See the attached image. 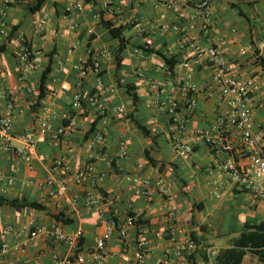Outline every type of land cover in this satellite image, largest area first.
<instances>
[{
  "label": "crops",
  "instance_id": "1",
  "mask_svg": "<svg viewBox=\"0 0 264 264\" xmlns=\"http://www.w3.org/2000/svg\"><path fill=\"white\" fill-rule=\"evenodd\" d=\"M11 1L5 13L10 32L0 37L4 48L0 52V116L9 102L1 92L19 87L12 101L13 134L33 132L36 144L29 164L13 152L0 157V174L14 180L12 186L0 184V198L35 202L45 210L0 206V246L5 243L10 248L0 256V264H54L53 255H89L104 230L102 220L106 217L122 223L133 214L134 219L140 216L145 221L140 233L147 245V264H159L162 253L190 238L191 232L199 238L198 248L221 250L246 223H264V200L235 187L221 170L228 158L245 169L250 160L237 129L228 121L230 107L212 80L210 63L206 57L194 61L196 46L222 52L232 78L252 83L249 101L254 132L264 133V53L258 47L264 40V0H92L90 4L47 0L34 14H29L28 6L36 0ZM74 1L82 3V10L68 14L67 5ZM232 4L239 5L247 19L241 18ZM201 12L207 19L206 32L198 28ZM101 17L114 27H124L121 37L125 47L120 54L115 52L116 40L99 24ZM13 27L17 28L13 31ZM22 46L40 60L35 73L24 72L27 67L18 59ZM156 52L176 60L172 74ZM101 53L105 56L100 57ZM96 58L101 62L99 76L82 77L73 69ZM49 60L45 96L38 101L41 73ZM187 72L192 74L194 91L184 96L180 78ZM76 93L81 97L80 108L74 105ZM94 94L107 99L108 111L94 132L101 134L104 142L89 150L94 137L91 124L100 112L99 104L88 102ZM172 100L178 102L176 117L185 122V130H180L168 113ZM43 109L50 114L52 130L46 134L38 131L37 117ZM220 117L231 144L230 154L212 148L201 137ZM70 121L74 124L68 127ZM58 127H65V132L55 143L52 133ZM120 142L127 149L125 159L116 157ZM177 143L191 144L192 152L181 155L175 149ZM12 144L20 147L17 139ZM81 171L85 176L78 183L75 176ZM49 176L66 184L65 195H49ZM128 178L150 183L161 179L166 189L160 193L152 187L142 194L139 182ZM88 197L95 198L97 205L87 207ZM73 199L74 207L70 204ZM170 205L178 209L171 219L167 215ZM58 213L71 223L61 225L52 217ZM53 226L62 227L70 236L81 231L76 247L68 242L54 243L40 234L22 250H12L27 238L25 233L16 235L23 227ZM129 235L122 244L117 233H112L101 264L133 260L136 229H130ZM215 239L220 241L217 246ZM248 260L257 264L249 257L242 264Z\"/></svg>",
  "mask_w": 264,
  "mask_h": 264
},
{
  "label": "built area",
  "instance_id": "2",
  "mask_svg": "<svg viewBox=\"0 0 264 264\" xmlns=\"http://www.w3.org/2000/svg\"><path fill=\"white\" fill-rule=\"evenodd\" d=\"M149 2L165 3L166 0H144ZM11 0H0V37H7L9 35L10 29L5 21V13L7 8L11 4ZM206 4L203 3L202 7ZM67 12L73 13L75 11L82 10V3L78 1L71 2L67 5ZM201 19L198 25L199 31H207V19L205 15L201 12ZM71 29H75V25L71 20ZM175 31L179 30L178 27L173 28ZM259 51L264 53V40L259 43ZM105 53H101L100 57H104ZM206 57L212 68V80L218 86L220 94L223 100L230 107V112L228 114V121L233 125L239 133V141L242 144L244 150L248 154L250 165L249 168H241L236 165L232 158H228L221 164V170L227 176L229 181L240 189H246L253 192L260 198L264 200V133L254 132V124L252 120V113L249 101V95L252 89V83L250 81L239 82L232 78L230 74V69L228 64L223 58L222 52L215 48H201L196 46L194 48V61H198ZM18 59L22 66L27 67L24 72L29 70L35 73L39 70L40 60L33 58L30 50L27 46H22ZM90 64L80 63L74 65L73 69L76 70L82 77L87 76V74H92L94 76H99L101 73V62L100 58H96L90 61ZM163 67V66H162ZM166 71L169 73L167 67ZM180 80L183 82V86L180 88L181 93L187 96L190 92L194 91V87L190 83L192 80V74L190 72L185 73ZM19 87H13L9 89L8 92H1V96L7 97L8 104L5 107L3 114L0 116V157L6 153L13 152L16 158L22 160L24 163L29 164L31 161V153L35 148V137L33 132H24L19 135L14 136L13 134V120H14V107L12 101L16 98L19 93ZM74 105L77 108L81 107V97L79 93H76L73 97ZM88 102L91 105L99 104L100 112L99 117L105 118L108 111V101L106 98L94 94L88 98ZM178 109V102L176 100L170 101V107L168 113L172 120L178 124L180 130H185V122L179 121L176 117V110ZM38 131L40 134H46L51 132L50 125V114L47 109L42 110L41 116L37 117ZM224 119L220 117L217 121L211 125L210 129L206 132L201 133V137L212 148L221 151L226 154L231 153V144L225 136L224 130L221 128ZM74 124L70 121L68 127ZM65 127H58L52 133V139L57 143L59 136L64 134ZM17 139L20 143V147H14L12 142ZM104 139L101 134H94L92 142L88 145V149L91 150L94 145L101 146ZM191 144L177 143L175 146L176 151L181 155H186L192 152ZM127 149L123 142L119 143L118 152L116 154L117 158L125 159L127 158ZM60 162L57 163L60 166ZM84 171L79 172L75 176V180L79 183L84 179ZM129 179V178H128ZM133 182H139L142 188V194H147L152 187H155L160 193L165 192V185L161 179H156L153 183L148 180H135L129 179ZM48 182L50 183L51 190L49 195L52 198L62 197L68 191L66 184L55 179L53 176L48 177ZM0 184L4 186H12L14 184L13 178H6L0 174ZM139 192V191H138ZM98 201L93 197H88L85 199V205L87 207H92L97 205ZM71 206H76V200L70 201ZM178 211L177 207L170 205L167 207V215L169 219L173 218L175 212ZM181 214H184L182 211ZM102 224L104 230L102 234L95 239V249L89 255L79 254L75 256H65L58 257L53 255L54 264H101L102 258L105 255L106 243L110 240L113 232H116L122 244H125L129 239L130 229H136L137 235L135 236V254L133 260L126 264H147V245L146 241L141 237L140 226H136L131 218H127L124 222H116L112 219H103ZM10 231V230H9ZM26 234L27 238L21 243V247L15 246L12 250H22L28 241H32L37 238L40 234H44L50 241L54 243L68 242L72 247H76L78 239L81 237V231H77L74 235L66 234L62 227L53 226L51 229L45 227H35L34 230H30L29 227H23L20 231L16 233L18 237L22 234ZM196 249V243L188 238L183 242L174 245L172 251H164L162 253V259L159 264H191L188 261L190 254ZM10 250L7 244H1L0 246V256L4 255ZM220 249L215 247H207L203 249L202 257L198 258L195 264H214L215 259L219 253ZM3 264H16L12 261Z\"/></svg>",
  "mask_w": 264,
  "mask_h": 264
},
{
  "label": "trees",
  "instance_id": "3",
  "mask_svg": "<svg viewBox=\"0 0 264 264\" xmlns=\"http://www.w3.org/2000/svg\"><path fill=\"white\" fill-rule=\"evenodd\" d=\"M47 0H36L34 5L28 6V12L29 14H34L38 12L41 7L44 5V3ZM84 3L90 4L92 0H83ZM264 3V2H263ZM232 8H237V14L243 18L247 19L246 14H244L241 11V8L239 5H231ZM65 15L67 13H64ZM99 24L108 31L109 35L113 40H116L117 46L115 48V52L117 54H120L122 50L125 47V41L121 37L122 31L124 27H114L113 24L110 21H105L102 19L99 20ZM17 27H13V31ZM93 39V37H92ZM3 47H0V52L3 50ZM147 52V49H145ZM151 50L148 51L150 54ZM156 54H159L163 58V62L165 66L167 67L170 74L173 73L174 66L176 65V60L174 58H166L164 55H162L159 52H156ZM51 55H49L50 57ZM89 63H91L88 60ZM51 72V60H49L48 65L46 68L42 71L41 77H40V84L38 87V95L37 100L40 101L45 96L46 91V85L48 84V76ZM128 92H130L127 89ZM101 117L94 120L91 124V130L90 134L95 132L96 125L100 122ZM95 134V133H94ZM193 149V147H192ZM149 162H152L151 160ZM8 205L11 207H18V208H30V209H36V210H45L44 207L38 203L35 202H28V201H17V200H8L5 198H0V206ZM52 217L60 222L61 225L70 224L71 221L67 218H64L63 214L58 213L52 215ZM129 218H131L134 221V224L136 226H143L145 225V221L141 220V217L138 216L136 219L133 214H129ZM107 220L112 219L117 222V220L113 217H106ZM190 239H192L196 243V249L190 254L188 257V261L191 262V264H195L196 260L203 255V249L198 248L199 245V238L196 236L195 232L190 233ZM80 243V240H79ZM246 257L249 258H255L257 264H264V223H255V224H245L242 231L239 233L237 237L232 238L229 241L228 247L225 249H221L215 259L216 264H242Z\"/></svg>",
  "mask_w": 264,
  "mask_h": 264
},
{
  "label": "rangeland",
  "instance_id": "4",
  "mask_svg": "<svg viewBox=\"0 0 264 264\" xmlns=\"http://www.w3.org/2000/svg\"><path fill=\"white\" fill-rule=\"evenodd\" d=\"M213 244H215V246H217L218 244H220V241L215 239V242H213ZM215 248H217V247H215ZM246 264H250V260H248Z\"/></svg>",
  "mask_w": 264,
  "mask_h": 264
}]
</instances>
